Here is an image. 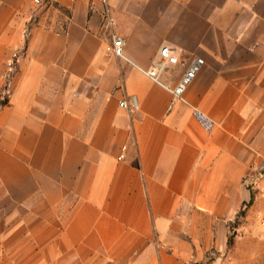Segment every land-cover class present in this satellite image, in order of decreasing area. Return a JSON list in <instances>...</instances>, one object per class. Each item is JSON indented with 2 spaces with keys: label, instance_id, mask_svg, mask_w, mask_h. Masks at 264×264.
Returning a JSON list of instances; mask_svg holds the SVG:
<instances>
[{
  "label": "crops",
  "instance_id": "1",
  "mask_svg": "<svg viewBox=\"0 0 264 264\" xmlns=\"http://www.w3.org/2000/svg\"><path fill=\"white\" fill-rule=\"evenodd\" d=\"M106 1L111 27L101 0L40 16L0 0V93L20 52L0 101V264H264L240 213L264 173V0ZM112 32L143 68L174 49L166 85L202 58L185 101L107 52Z\"/></svg>",
  "mask_w": 264,
  "mask_h": 264
},
{
  "label": "built area",
  "instance_id": "2",
  "mask_svg": "<svg viewBox=\"0 0 264 264\" xmlns=\"http://www.w3.org/2000/svg\"><path fill=\"white\" fill-rule=\"evenodd\" d=\"M31 4L34 7H47V6H53L55 4H60L62 0H30ZM77 0H67L68 7H72ZM102 2V17H103V26L105 27H111L114 23L113 17H112V8L108 4L106 0H101ZM32 18V17H31ZM28 27L25 28L24 34L27 35L28 33ZM125 47V40L121 35H118L117 33L112 32L110 34V41L105 45V49L107 52L112 54L115 57L121 58L124 61L135 65L132 61H130L129 58L126 57L124 52ZM159 55L161 58V61L159 65L150 66L148 68H143L140 66L135 65L142 73L147 75L151 80H153L156 83H159L163 85L170 93H171V100L169 103V107L171 108L173 104L178 101H185L184 99V91L187 85L191 83V81L196 76V73L199 71L200 67L203 64V59L200 57H196L192 59L186 69L183 71L177 82L173 85H166L164 84L160 79V72L164 68L165 64L168 65H176L180 62V59L178 55L176 54L175 50L167 45H162L159 49ZM19 56L20 52L16 51L13 52L11 57L5 62V69L2 73V80H3V89L0 93V101L6 100L7 96L10 93V86L13 82L15 72L17 70V64L19 62ZM121 106L127 105V102L125 100L120 101L119 103ZM130 105L133 108H137V102L134 96H131L130 98ZM192 113L196 120L199 122L201 127L205 131H210L214 125V122L212 119H210L204 112L199 110L196 107H193ZM123 149V148H122ZM120 157H124V154H120ZM262 223H264V220H262Z\"/></svg>",
  "mask_w": 264,
  "mask_h": 264
},
{
  "label": "rangeland",
  "instance_id": "3",
  "mask_svg": "<svg viewBox=\"0 0 264 264\" xmlns=\"http://www.w3.org/2000/svg\"><path fill=\"white\" fill-rule=\"evenodd\" d=\"M24 4L29 11L36 12L38 16L47 12V9L50 7H34L30 0H24ZM256 179L257 183L254 184L256 189L253 190L254 204L252 202V207V204H247L244 206V210H241L240 213L244 214V235L250 234L248 232L257 233L259 236L255 238L258 240L256 241V244L258 246H264V223H262V220H264V173L258 175ZM237 223L238 222H234V226H236ZM232 235H234V233L231 230L230 236ZM250 238L252 237L247 236L244 238V246L253 244L252 241H250Z\"/></svg>",
  "mask_w": 264,
  "mask_h": 264
},
{
  "label": "trees",
  "instance_id": "4",
  "mask_svg": "<svg viewBox=\"0 0 264 264\" xmlns=\"http://www.w3.org/2000/svg\"><path fill=\"white\" fill-rule=\"evenodd\" d=\"M252 199H253V194L251 195V200H250V202L252 201ZM228 242H229V243L232 242L231 238H229Z\"/></svg>",
  "mask_w": 264,
  "mask_h": 264
}]
</instances>
